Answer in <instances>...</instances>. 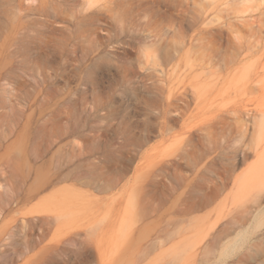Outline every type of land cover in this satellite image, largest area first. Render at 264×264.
Returning <instances> with one entry per match:
<instances>
[{"label":"rangeland","instance_id":"rangeland-1","mask_svg":"<svg viewBox=\"0 0 264 264\" xmlns=\"http://www.w3.org/2000/svg\"><path fill=\"white\" fill-rule=\"evenodd\" d=\"M0 264H264V0H0Z\"/></svg>","mask_w":264,"mask_h":264},{"label":"bare ground","instance_id":"bare-ground-1","mask_svg":"<svg viewBox=\"0 0 264 264\" xmlns=\"http://www.w3.org/2000/svg\"><path fill=\"white\" fill-rule=\"evenodd\" d=\"M233 222H234V221H233ZM213 238H214V237H213ZM213 238H212V239H213ZM213 240H214V239H213ZM215 245H216V244H215ZM212 253H213V252H212ZM212 253H211V254H212Z\"/></svg>","mask_w":264,"mask_h":264}]
</instances>
